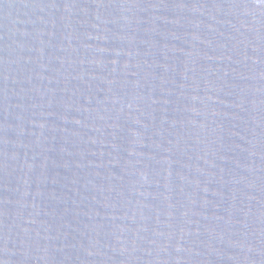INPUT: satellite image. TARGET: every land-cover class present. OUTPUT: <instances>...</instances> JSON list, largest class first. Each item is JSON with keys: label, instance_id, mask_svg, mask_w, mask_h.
Instances as JSON below:
<instances>
[{"label": "water", "instance_id": "95a60500", "mask_svg": "<svg viewBox=\"0 0 264 264\" xmlns=\"http://www.w3.org/2000/svg\"><path fill=\"white\" fill-rule=\"evenodd\" d=\"M0 264H264V3L0 0Z\"/></svg>", "mask_w": 264, "mask_h": 264}, {"label": "snow or ice", "instance_id": "6c2138e0", "mask_svg": "<svg viewBox=\"0 0 264 264\" xmlns=\"http://www.w3.org/2000/svg\"><path fill=\"white\" fill-rule=\"evenodd\" d=\"M262 3H264V0H261Z\"/></svg>", "mask_w": 264, "mask_h": 264}]
</instances>
